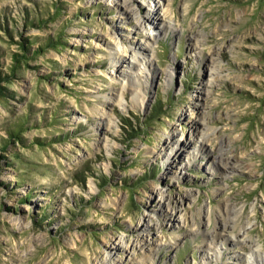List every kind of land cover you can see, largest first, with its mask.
<instances>
[{"label":"rangeland","instance_id":"374dc122","mask_svg":"<svg viewBox=\"0 0 264 264\" xmlns=\"http://www.w3.org/2000/svg\"><path fill=\"white\" fill-rule=\"evenodd\" d=\"M161 3L0 0V264H246L205 237L234 217L264 251V0H174L163 34ZM148 33L142 85L114 51Z\"/></svg>","mask_w":264,"mask_h":264},{"label":"bare ground","instance_id":"6f19581e","mask_svg":"<svg viewBox=\"0 0 264 264\" xmlns=\"http://www.w3.org/2000/svg\"><path fill=\"white\" fill-rule=\"evenodd\" d=\"M173 2H174V0H162V3L160 4L159 8L161 9V12L159 14L161 15L160 16L161 22H158V24H156L159 28L160 34L165 33L166 31H168V29L175 30L177 28L175 24L174 25L172 24L173 15L171 16V18L167 19V17H170V15L173 13V10H172ZM130 7H132L130 5V3L126 4L124 7V8H126L125 11L130 13L131 17L132 16L134 17L135 13H134L133 9ZM144 19L145 20L151 19L152 23L155 22L153 20L155 18H153L152 16H146ZM143 21L144 20H141L140 18H136L135 23L138 26V28H140L143 25ZM147 35L148 36H147L146 43L143 46L139 47L138 49L134 48V51L131 55V58L125 57L126 56L125 54H127L126 48H123V49L120 48L118 51L117 50L114 51V57H115L116 62L125 63L127 61L126 62L127 68H122V67L118 68L119 73L121 75H124L123 78H127L128 81L131 80L134 82L142 83V85H146V83L148 84V82L150 80L149 76L151 74L154 75V73H155L152 70V65L154 64V60H153V57L151 55L152 54L151 50L154 49V42H156L155 39L158 38L157 37L158 35H156L154 37L152 34H149V33ZM127 37H128V35H127ZM195 41H193L192 46L195 44L194 43ZM110 42H112V39L110 40ZM122 54H124L125 56H123ZM207 66H210V65L207 63ZM211 68H213V71L209 68L212 71L211 74L213 76H215V74L217 73V70L214 67H211ZM168 72H169L170 76L172 77L173 70L171 69V67L168 69ZM215 78H216V76L213 79H215ZM120 83L122 85V88L126 87L125 81L123 79H121ZM204 84L206 85L207 82H205ZM119 95H121L120 92L116 94L117 97ZM136 95H137V93H136ZM110 97L108 98V100H110ZM196 105L198 107H200L198 105V103H196ZM195 123H197V122H195ZM209 133H210V130L205 131V132H201L200 136L198 137L195 135L192 138V141L197 142L196 146H200L201 148H204V146L207 144V141H209V137H210ZM186 143H184V144L186 145ZM178 149H181V148H176L175 146H173V148H171V154L176 155ZM220 152H222V149ZM192 153L194 156L197 154L196 151H192ZM180 155L181 156L183 155L182 152L180 153ZM220 159L222 160L224 158L221 157L217 160L216 159H214V160H215L216 164H218V165L221 164L220 166L223 167V173L228 172L229 169H231V170L235 169L236 164H234V163L229 164L230 161H227L228 159L227 160L224 159L225 161L222 160L223 162L221 163ZM189 164H190V162H189ZM227 210H229V208H225V211H227ZM241 211H242V209H240V208H237L236 210H234V212H235L234 216H239ZM205 212L207 213L209 221H211L212 217H211L210 212L209 211H205ZM178 218L181 221H183L181 216H179ZM225 221L230 222V224L223 221L222 224L220 223L219 229H215L213 231H208L207 235L205 237H207V239H209V241L211 243H217L219 241L218 239H223V241L229 239L233 242L235 240L237 243L240 242V243H242V245L250 246V254L251 255L247 256L248 262L246 264H257V262L264 264V251L261 249L262 244L261 243H252V241L247 240V238L245 236L249 223H246L245 225H243L241 227V229L239 230L238 234L235 233L234 235H232V234H229L230 232H227V231L230 228L235 227L236 218L234 217L233 219H230L229 221L225 219ZM231 222H233L232 224H234V225H231ZM195 227L193 226V228H195ZM192 230H194V229H192ZM242 230H244V231L242 232ZM158 245H159V243L156 244L155 247L153 246L154 248H152V245L150 247L147 246L146 248L143 247L144 251H145V258L150 257L152 252L154 251V249H157ZM116 247L122 248V246H120V244H118V243L116 244ZM207 247H209V249H215V250H214V252H211V253H209V249L205 250L204 256L216 257L219 255L216 248H210L209 245H207ZM122 262H123V258L119 257V258H115V262H113L111 264H122ZM208 263L210 264V261H208ZM102 264H105V262L103 261Z\"/></svg>","mask_w":264,"mask_h":264},{"label":"trees","instance_id":"16d2710c","mask_svg":"<svg viewBox=\"0 0 264 264\" xmlns=\"http://www.w3.org/2000/svg\"><path fill=\"white\" fill-rule=\"evenodd\" d=\"M126 119H127V121H128L129 118H127V117H122V121L126 122V121H125ZM10 133L15 134V132H12V131H11Z\"/></svg>","mask_w":264,"mask_h":264}]
</instances>
